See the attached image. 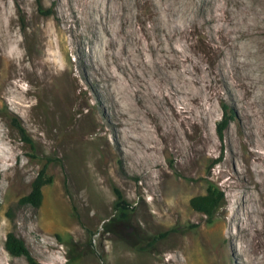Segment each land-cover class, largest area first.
Masks as SVG:
<instances>
[{"label":"rangeland","instance_id":"1","mask_svg":"<svg viewBox=\"0 0 264 264\" xmlns=\"http://www.w3.org/2000/svg\"><path fill=\"white\" fill-rule=\"evenodd\" d=\"M159 18L193 57L179 72L155 65L144 45ZM263 54L264 0H0V264H32L5 249L9 231L37 264H264V196L242 185L262 179L250 172L264 160L253 152L264 135H252L264 124ZM105 68L131 89L143 83L145 144L114 130ZM188 80L195 98L170 94L169 81ZM45 164L39 205L21 202ZM209 185L225 194L211 216L189 202ZM115 188L127 208L114 205Z\"/></svg>","mask_w":264,"mask_h":264},{"label":"bare ground","instance_id":"2","mask_svg":"<svg viewBox=\"0 0 264 264\" xmlns=\"http://www.w3.org/2000/svg\"><path fill=\"white\" fill-rule=\"evenodd\" d=\"M140 1H143V0H136V4H138V2ZM157 1V0H156ZM159 1V0H158ZM167 1V0H166ZM174 2L177 3V0H174ZM147 3V2H146ZM149 3V2H148ZM151 3V2H150ZM153 5V3H151ZM179 4V2H178ZM191 5V3H190ZM176 6V5H175ZM228 8V7H227ZM159 11V10H158ZM141 12V11H140ZM148 13V12H147ZM165 14V13H164ZM162 15V14H161ZM186 16V15H185ZM164 17V15H163ZM167 17V16H166ZM156 17H154V20H155ZM158 18V16H157ZM160 19V18H159ZM187 18L184 17V20H186ZM153 20V21H154ZM161 19L158 21V23H154L152 24V27H149L144 30V34L146 36V41H145V44L146 45L145 47L147 48V50H149V52L151 53L150 55H153V58L151 61L155 63V65L157 66H162V67H167V64H169L170 66L171 65H176V69L179 68L181 66V58L183 57L184 61H188V62H193V57L189 56V55H186L183 53V47H178L176 46L173 42H171V39H169L168 37V29L163 26V22H160ZM171 21V20H170ZM120 22V21H119ZM128 22V21H127ZM239 22V21H238ZM242 23V22H241ZM124 24V22H123ZM171 24V22H170ZM207 24V23H206ZM215 25V24H214ZM120 26V25H119ZM207 26V25H206ZM125 27V25L123 26ZM163 27V28H162ZM213 28V27H212ZM122 29V28H121ZM144 29V28H143ZM154 30V29H159L162 31V34L158 35L157 36V40L156 42H153L151 41V36H150V30ZM155 30V31H156ZM143 31V30H142ZM212 31V30H211ZM215 31V30H214ZM241 31V30H240ZM123 32V31H122ZM125 32V31H124ZM242 32H245L244 30H242ZM161 33V32H160ZM109 35V34H108ZM143 35V34H142ZM115 39V38H114ZM129 39V38H128ZM130 40V39H129ZM102 42V45L104 46L103 50L102 51V54L106 55L107 56V48L108 46L111 47L110 45H108L107 43V40L106 39H102L101 40ZM111 42V41H109ZM113 43V42H112ZM112 45V44H111ZM127 44L124 45L123 44H120V52L123 54H127ZM107 49V50H106ZM134 49V48H133ZM98 50V49H97ZM132 50V49H131ZM130 50V52H131ZM135 50H137V52H140L138 55H137V60L140 61L141 63H144L145 61V55L143 54V50L140 49L139 47L135 48ZM119 51V50H118ZM132 53V52H131ZM133 54V53H132ZM97 57V53L96 55H94V58ZM149 57V56H148ZM135 58V59H136ZM237 58V57H236ZM263 58H264V54H263ZM98 59V58H97ZM96 60V59H95ZM136 60V61H137ZM236 60V59H235ZM148 61V60H147ZM241 61V60H240ZM139 62V63H140ZM119 63V62H118ZM121 63V62H120ZM130 63V62H129ZM178 64V65H177ZM136 65V64H135ZM123 66V65H122ZM131 66V65H130ZM147 66H148V63H147ZM152 66V65H151ZM115 67V66H114ZM127 69H129V66L126 67ZM124 69V68H123ZM132 69H133V73H134V78L137 80V82L140 80L141 82H144V79H143V74L141 72H139L137 70V68L133 65L132 63V67L129 69L131 72H132ZM174 69V68H173ZM172 69V70H173ZM114 70H116V68H114ZM118 71H122L121 69V66L118 65ZM179 70V69H178ZM177 70V72H179ZM171 71V70H170ZM169 71V75L167 76V78H175L176 76L173 75L174 73L170 72ZM184 72V71H183ZM125 74V69L123 70V72ZM127 74V73H126ZM101 76L100 77V81H106L108 82V85L112 86V89H114V92H117L115 93V96L114 98L116 100H114L116 103H117V106H118V111L116 112L117 113V122L114 124V130L115 131H118L120 132V128L121 127H124V128H128L129 130V133H128V138L129 139H138L140 141H142V143L145 144V142L148 141V139L150 140L151 137H150V132L149 130L146 128H142L138 125V122L141 120L140 119V114L143 116L145 115L144 113H147L150 111V107L148 105H145L143 103V97L140 96L141 94H143V89H145L143 83H138L137 84V87L138 89H131V86L130 84H127V81L126 80H123V78L121 77L120 73H117V71L115 73H110L107 71V69L105 68L103 73H101ZM158 78V77H157ZM179 78H183V79H186L185 76H180ZM126 79V78H125ZM128 80V79H127ZM192 80V79H191ZM191 80H188V84L186 86V89L184 88H179V85H177V83H173L172 81H169L168 84H169V89H170V94L173 92H178L180 89V91L184 92L185 93V96L186 98L188 99H193L195 98V90L196 88L193 87L192 85V81ZM130 81V80H129ZM178 81V80H177ZM180 81V80H179ZM98 82V81H97ZM181 83V82H180ZM194 84V83H193ZM107 85V84H105ZM107 85V86H108ZM152 86L155 85V82L150 84ZM181 86V85H180ZM108 88V87H107ZM164 90V89H163ZM194 90V92H193ZM230 92V91H229ZM252 92V91H251ZM183 93V94H184ZM119 94H123L125 96V99H124V104L121 100L118 99L117 96H119ZM130 94V95H129ZM169 94V95H170ZM151 95L152 97H156L157 94L155 93V91H152L151 92ZM178 95V94H177ZM111 96V95H110ZM180 96V95H179ZM183 96V95H182ZM113 98V97H112ZM132 98L134 100H132ZM118 100V101H117ZM140 105V106H139ZM152 105V104H151ZM210 107V106H209ZM154 109V108H153ZM183 109V108H182ZM152 110V109H151ZM189 112V111H188ZM140 119V120H139ZM177 129V128H176ZM256 129L257 131L256 132H252V135L254 137H257L260 135V134H263L264 135V124L261 125V124H257L256 125ZM95 130V129H94ZM103 130V129H102ZM124 131V130H123ZM95 132V131H94ZM157 132V131H156ZM158 133V132H157ZM251 133V132H250ZM147 134L149 135V138H147ZM160 134V133H159ZM104 135V134H103ZM105 136V135H104ZM102 137L101 136V139H105V137ZM152 136V135H151ZM158 136V135H157ZM153 137V136H152ZM249 137V136H248ZM154 138V137H153ZM250 138V137H249ZM259 140V141H258ZM135 141V140H133ZM257 144L259 143V146L260 148H264V140H261V139H257ZM137 142V141H135ZM152 143V142H151ZM120 144V143H118ZM121 145V144H120ZM149 147V146H148ZM157 147V146H156ZM153 148V147H152ZM253 152L256 156V159L257 160H260L264 158V150H254L253 149ZM239 160V159H238ZM257 164V162H256ZM237 166V165H236ZM254 166V165H253ZM241 165L238 164V169H240ZM252 167V166H251ZM6 169V168H5ZM251 169V168H249ZM252 170V169H251ZM237 172V171H236ZM238 173V172H237ZM258 173V175H260L262 177V179L260 178L259 181H255V183H253L252 181L250 180H245L244 183H242L243 186H245V191H251L253 190L254 187H258V184L260 186V191H261V196H264V160L261 162V164L255 166L254 170H252V172H250V177L251 178H255V174ZM259 191V190H258ZM250 193V192H249ZM254 193V192H253ZM248 194V193H247ZM251 194V193H250ZM255 194V193H254ZM249 197V196H248ZM260 197V196H259ZM258 198V197H257ZM256 201V196L254 195L253 196V199H252V202H255ZM264 206V205H263Z\"/></svg>","mask_w":264,"mask_h":264},{"label":"trees","instance_id":"3","mask_svg":"<svg viewBox=\"0 0 264 264\" xmlns=\"http://www.w3.org/2000/svg\"><path fill=\"white\" fill-rule=\"evenodd\" d=\"M225 122L226 117L222 116V119L219 121V133L224 128ZM15 125L20 131L22 140L28 142L31 148L34 149V142L27 134L26 130L19 123H15ZM45 166L46 164L40 169L37 176L33 179L30 191L20 198L21 202L29 203L33 206L39 205L42 197V186L50 180V177L46 178L45 176ZM115 191L117 199L114 205L116 207L127 208L129 203L122 198L121 191L118 188H115ZM224 198L225 194L222 189L213 185H209L204 193L191 196L189 202L194 209L202 211L211 216L213 215L215 208L224 201ZM127 239L130 243L134 244L131 237H127ZM4 247L11 254L24 255L32 264H37L32 258L27 246L24 243V240L14 231L7 232ZM76 256H79V253ZM75 257L69 256L67 262H71Z\"/></svg>","mask_w":264,"mask_h":264}]
</instances>
